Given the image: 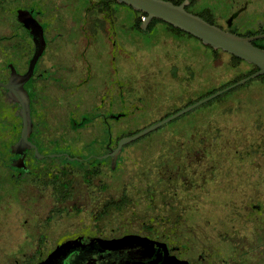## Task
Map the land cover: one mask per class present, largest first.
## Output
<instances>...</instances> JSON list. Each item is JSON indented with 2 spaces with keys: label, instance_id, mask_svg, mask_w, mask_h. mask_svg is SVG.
Returning a JSON list of instances; mask_svg holds the SVG:
<instances>
[{
  "label": "flooded vegetation",
  "instance_id": "flooded-vegetation-1",
  "mask_svg": "<svg viewBox=\"0 0 264 264\" xmlns=\"http://www.w3.org/2000/svg\"><path fill=\"white\" fill-rule=\"evenodd\" d=\"M136 19L109 0H0V264H41L70 240L80 244L63 264H264L262 201H243L235 217L242 231L228 221L200 246L184 233L175 243L171 233L125 228L119 235L103 229L58 241L59 208L90 203L101 224L105 209L127 203L122 194L106 197L111 186L105 176L121 166L122 149L113 157L109 153L125 137L124 111L138 100L134 71L123 76L132 64L126 55L135 47L120 37L125 31L132 39ZM161 167L162 187L178 195L175 181L183 180L185 165L168 174L167 160ZM232 179L231 194L256 188L241 174ZM244 224L252 225L250 232ZM125 235L162 245L154 244L148 255L141 247L110 249L100 243Z\"/></svg>",
  "mask_w": 264,
  "mask_h": 264
},
{
  "label": "rangeland",
  "instance_id": "rangeland-1",
  "mask_svg": "<svg viewBox=\"0 0 264 264\" xmlns=\"http://www.w3.org/2000/svg\"><path fill=\"white\" fill-rule=\"evenodd\" d=\"M192 1L196 2L193 12L209 11L224 29L232 28V23L226 24L230 13L247 8V13L238 14L241 17L235 22L238 33L252 26L253 10L258 15L264 9V0H190V4ZM153 28L149 33L131 32L132 39L125 31L120 35L122 42H132L135 47L133 55H126L127 61L132 58V64L123 69V76L129 77L134 71L138 98L136 106L126 109L120 120L122 136L132 135L198 101L248 69L243 63L233 68L230 56L221 52L209 60L197 48L196 40L174 39L159 23ZM234 89L228 100H211L123 146L121 166L115 174L107 171L105 183L111 186L106 197L122 194L127 200L124 208L105 209L101 224L94 219L98 209L90 203L83 208H59L58 241L78 232L98 233L103 229L107 234L119 235L125 228L171 233L175 243L178 234L184 233L191 243L200 246L225 230L228 221L237 222L235 226L242 231V223L235 218L241 206L264 202V91L253 82L246 88L248 95ZM128 96L129 92L126 100ZM163 160L169 162L166 173H175L179 165H185L183 180L175 181L178 195L162 187ZM237 174L256 188L235 189L231 194L230 183ZM201 175L206 177L204 184ZM117 184L120 189L114 192L112 187ZM251 224H244V231L250 232Z\"/></svg>",
  "mask_w": 264,
  "mask_h": 264
},
{
  "label": "water",
  "instance_id": "water-1",
  "mask_svg": "<svg viewBox=\"0 0 264 264\" xmlns=\"http://www.w3.org/2000/svg\"><path fill=\"white\" fill-rule=\"evenodd\" d=\"M114 1L118 4L129 6L134 11L145 14V16L142 17L140 24V29L143 31L153 19L160 20L193 36L194 38H197L202 43V45L209 46L213 50H221L227 54H230L250 65L255 66L257 70L249 76L178 110L164 119H161L132 135L121 138L116 149L109 153V155L112 157L118 154L126 144H129L132 141L145 136L146 134L158 129L175 118L193 110L194 108L201 106L238 86L245 85L252 79L264 75V49L253 45L254 41L264 39V33L253 36H241L227 31L217 25L210 24L200 16L187 11L186 7L190 4V0H184L178 5L166 0ZM235 16L236 14H233L229 18V24ZM92 242H96V240H92ZM100 243L106 245V247L110 249L132 246L141 247L143 248L142 254L148 253V255L152 254L154 244L159 247L162 245L161 243L138 235H125L121 238L109 241L101 240ZM79 244L80 241L77 240H70L60 244L41 264L66 263L65 261L68 255L73 250H75Z\"/></svg>",
  "mask_w": 264,
  "mask_h": 264
},
{
  "label": "trees",
  "instance_id": "trees-1",
  "mask_svg": "<svg viewBox=\"0 0 264 264\" xmlns=\"http://www.w3.org/2000/svg\"><path fill=\"white\" fill-rule=\"evenodd\" d=\"M110 2H112V3H116L114 0H109ZM166 1H170V2H172L173 4H176V5H178V4H180L181 2H183L184 0H166ZM195 3L196 2H191V4L189 5V6H187L186 7V9H187V11H189V12H191V13H194V14H196V15H198V16H200L201 18H203L205 21H207L208 23H210V24H213V25H217V26H219L218 24H217V22L216 21H214V17L215 16H213L209 11H207V12H193L194 11V9H193V7H194V5H195ZM246 3V2H245ZM244 3V4H245ZM246 4H249V1H248V3H246ZM122 6H125L126 8H128L129 10H131L134 14H136V17H137V22H136V27H137V31L138 32H140V33H143V31L140 29V23H141V19H142V17L143 16H145V14H143V13H141V12H138V11H134V10H132V8L131 7H129V6H126V5H124V4H121ZM245 7V6H244ZM192 10V11H191ZM239 10H241V11H234V12H232V13H230V15L228 16V18L226 19L227 21H226V24L228 25L229 23V18L233 15V14H237L232 20H231V22H230V24L232 23V28L229 26V28H226L225 30H227V31H230V32H232V33H236V34H238V35H241V36H253V35H257V34H260V33H264V9H262L259 13H258V15H257V13L255 12V10H253L252 12L254 13V14H252L253 15V17H254V19L251 21V25L252 26H250L247 30H244V31H242L243 33H238L239 32V29H238V25H236V20L238 19V18H240L241 16H239V15H241L243 12L244 13H247V8H240ZM243 13V14H244ZM239 14V15H238ZM242 14V15H243ZM261 20H263V21H261ZM234 22V23H233ZM157 23H159V24H161V25H163L164 26V28H165V30L175 39H177V38H186V39H194V40H196L197 42H198V45H197V48L199 49V51L202 49L203 50V54L204 55H206L205 56V58H207V59H209V60H212V58H213V55H216L217 53H219V52H221V53H225V52H223V51H221V50H213L211 47H209V46H204V45H202V43L197 39V38H194L193 36H191V35H189V34H187V33H185V32H183V31H181V30H179V29H177V28H174V27H172L171 25H169V24H167V23H164V22H162V21H160V20H156V19H153L152 21H151V25L149 26V28H148V31L146 32V33H149V32H151V31H153L154 30V28H153V25L154 24H157ZM219 27H221V26H219ZM222 28V27H221ZM224 29V28H223ZM253 45L254 46H256V47H258V48H261V49H264V39H260V40H256V41H254L253 42ZM197 49V50H198ZM225 54H227V53H225ZM227 55H229L230 56V58H231V61H232V67L234 68V67H237L239 64H245L247 67H248V69L245 71V72H242V74H240L239 75V77H237L236 79H234V80H232V81H230V82H228V83H226V84H224L223 86H221V88H218V89H213V90H211V91H209L207 94H205L204 96H202L201 98H203V97H205V96H207V95H210V94H212V93H214L215 91H217V90H220V89H223V88H225V87H227V86H229V85H231V84H233V83H235V80L237 81V80H239V79H242V78H244V77H247V76H249L250 74H252V73H254L256 70H257V68L255 67V66H253V65H250V64H248V63H246V62H244V61H242V60H240V59H238V58H236V57H234V56H232V55H230V54H227ZM255 83V85H256V87L258 88V89H260L261 91H264V75H261V76H259V77H257V78H255V79H252V80H250V81H248L247 83H246V85H241V86H238V87H236L235 89H241V91H243L244 93H246V92H248V89H246V88H248V84L249 83ZM247 86V87H246ZM234 89V90H235ZM232 91H228V92H226V93H224V94H222V95H220V96H218V97H216L215 99H213L214 101H216V100H218V99H220V98H223V99H227V97H229L230 96V93H231ZM247 94V93H246ZM248 95V94H247ZM201 98H199V99H201ZM198 99V100H199ZM213 100H212V102H213ZM228 100V99H227ZM211 103V102H210ZM190 104H192V103H189V105ZM187 106V105H186ZM207 106V105H206ZM167 116H169V115H167ZM166 116V117H167ZM160 170H162V169H160ZM166 174H168V173H166ZM161 176H162V180L164 179L163 177L165 176V174L163 175V170L161 171ZM126 201V200H125ZM124 204V203H123ZM123 204L121 205V207H117V208H112L113 210H121V209H123L124 208V206H123Z\"/></svg>",
  "mask_w": 264,
  "mask_h": 264
}]
</instances>
